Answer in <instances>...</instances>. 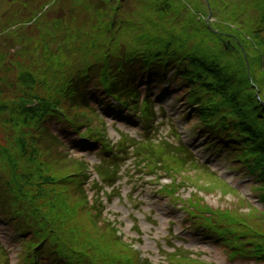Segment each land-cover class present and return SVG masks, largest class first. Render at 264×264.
Segmentation results:
<instances>
[{
    "label": "trees",
    "instance_id": "obj_1",
    "mask_svg": "<svg viewBox=\"0 0 264 264\" xmlns=\"http://www.w3.org/2000/svg\"><path fill=\"white\" fill-rule=\"evenodd\" d=\"M207 1L216 12L220 11L219 15L224 17V25L225 23L228 24V22H235V18L232 17L231 13L226 17L227 0ZM153 3L155 4L153 13L161 19L157 24L158 31L161 33H156L154 38L151 32L153 29L149 26L146 28L141 25L146 9ZM185 4L183 3L180 6L179 0H76L70 8L66 19L64 17L40 19L42 20L41 24H36L37 26L33 30L35 33L33 37L27 35L28 32L22 33V28L14 30L13 33L6 32L4 34V39L0 45V57L1 55H8L4 61H7L6 65L8 68L14 70L16 83H10L9 80H6V76L3 81H0V88L3 86L4 89L7 88L11 91V94L8 91H0V130L8 135H13L11 143L17 142L20 151L16 153L15 161L10 156L12 154L10 152L11 149L6 151L8 148L1 146L0 151L7 157L9 156L12 161L8 163L9 166L11 164L12 167L10 166V168L14 172L11 182L16 183L18 186L17 194H20L21 200L30 204V211L27 213L30 216L29 224L34 227L39 226L40 232L44 228L45 230L50 228L51 231H56L58 235H65L67 240L74 241L67 244L72 249H77L81 246L87 249L95 241L96 234L89 230L88 227L81 228L80 231L78 229L72 230L73 233L78 234V239L76 236L69 234L70 227L76 224L77 219H82L81 223H84L86 215L81 209L78 211L75 206L76 202L70 200L73 205L65 199L67 194L62 192L63 190H59L61 188H57L59 187L58 182H56L58 186L54 187L52 186L54 181L51 177L45 176L41 178L43 174L47 175L44 171V166L51 173L54 172V169L60 172L64 171L65 173L63 175L60 174L57 177L58 179H63L64 176L69 174L70 170L64 167L63 163L58 167L55 163L45 160V152L49 150L47 146L51 145V141L42 138L37 139L39 126L41 125V122L38 121L40 115L43 118L47 116L60 118L62 117L61 114L66 116V112L71 113L76 108L72 99L69 102L64 101V97L56 99L52 95L53 93L68 88L72 85L71 82L74 78L80 73L88 77H100L102 74H106L104 72L116 70L115 66L109 67V69L104 68L106 63L101 60L97 44H91V40L86 42L82 40V35L86 33V29L92 30L98 35L101 33L109 37L111 32L120 28L118 44L119 46H127L128 49L131 47L136 35L140 33L138 35L140 41L149 40L153 44L158 43V46L166 45L167 48L177 46L184 54H191L182 41L188 34V28L197 25L195 33L202 32V35L205 36L202 39L204 45L208 41L216 39V44L220 45V51L229 57L232 56L234 59L238 58L237 55H234L235 49L230 47L226 51L224 46L221 45L220 41L225 38L223 37L225 34L222 33L224 26L220 27L221 32H218V34L214 28H211L203 21L195 25L186 21L184 22L186 26L183 25L179 32L170 29L171 21L166 20L165 15L169 12H174V16L171 17L172 21L175 17H183L188 11L187 4L184 6ZM191 5L195 13L204 11L207 8L204 0H195ZM174 7L177 9L174 10ZM179 7H181V10H179ZM82 8L89 9V18L91 19L90 23L88 22L89 25L85 23L88 18L81 13ZM121 13L125 14L124 18L118 23L114 22L113 17L120 16ZM188 18L195 22V17L192 14ZM83 23H85V26ZM91 23H94V26ZM32 38L36 45L33 42L31 47L29 42ZM229 42H231L230 38ZM16 43L19 45L23 44L22 48L20 50L15 49L14 55L8 54ZM51 43L56 44L57 49L55 51H51L48 48ZM79 46L83 50V58L74 54ZM205 48L203 54L206 53L205 55L210 60L209 57L213 58L212 55H215V49L210 45ZM196 50L195 54L200 53V50ZM41 63L46 64L41 73L43 75L42 78L36 77L38 70L35 67V65H40ZM211 63L214 66H218L222 63V60L211 61ZM223 80L227 81L228 78L223 76ZM44 89H48V92L43 94L42 90ZM226 90L225 88L222 89L217 94V97L218 99L222 98L223 103H228L231 109H243L244 107L246 108L244 111L246 113L250 111L249 109H253V104H249L251 100L248 97L241 95V93L228 94ZM62 168L64 170H61ZM15 170H21L22 173L16 174ZM36 179L40 180V182ZM41 180H46L44 182H48L51 186L49 188L51 193H48L47 197L42 187L45 183H42ZM32 181L36 183L34 189L30 187ZM2 187L3 183L0 180V189ZM71 196L73 199L75 197L79 198L77 191H74Z\"/></svg>",
    "mask_w": 264,
    "mask_h": 264
},
{
    "label": "rangeland",
    "instance_id": "obj_2",
    "mask_svg": "<svg viewBox=\"0 0 264 264\" xmlns=\"http://www.w3.org/2000/svg\"><path fill=\"white\" fill-rule=\"evenodd\" d=\"M1 3L3 0H0ZM22 3V1L26 0H10V3L8 2L5 4V7L3 6L1 8V15L0 18H10L11 12L8 11L7 8L9 7H15V2ZM31 1V0H27ZM35 1L37 4L39 2H42L44 0H32ZM195 0H191L193 3ZM0 3V4H1ZM50 3V2H47ZM228 7L226 8V17L231 13L232 17L235 18L233 24L231 25V28L234 29V41L229 42L226 39V36L224 39H222L221 45L224 46V49L228 51V49L231 47L236 50L234 55H237L239 59L237 61L240 63V65L243 66V68L246 71V76H248L249 81L244 78L245 82L244 83H239L237 82V86L239 89H242L243 92H248L247 96L249 99L253 102L257 101V106L258 102H264V0H227ZM51 8V7H50ZM6 9V10H5ZM29 12L27 10H22L18 12V15L22 16H29ZM39 11H35L34 14H38ZM85 16V15H84ZM87 21L85 22L86 24L90 21L91 19L89 16L87 17ZM237 18V20H236ZM85 23L83 25L85 26ZM89 23L87 25H89ZM91 25L94 26V23H91ZM92 30L86 29V33L82 35V40L89 41L92 37ZM224 41V42H223ZM229 42V43H226ZM213 43H216V39L213 40ZM212 43V44H213ZM86 45V43H85ZM208 44H205V47L208 46ZM216 49L214 50L215 55L213 56L214 61L216 60H225L228 64V66H234L237 67V63L233 61L232 56L228 57L226 56L222 51L219 49V45L214 44ZM204 46L203 48L206 49ZM241 67V66H239ZM253 73V75H252ZM232 75V73L230 74ZM235 76V75H234ZM233 77V76H232ZM231 77V78H232ZM236 77V76H235ZM235 77L233 80L235 81ZM237 78V77H236ZM243 82V80H242ZM260 110V108H257ZM109 132H112L110 129ZM13 135H8L5 132H2L0 130V147L5 146L8 148L10 152H12V160L15 161V155L17 152L20 151L19 144L16 143H11L13 141ZM18 149V150H16ZM24 151V150H22ZM24 153V152H23ZM11 156V155H10ZM11 163V159H9V156L7 157L0 151V162H3L7 165L8 169L10 168L9 164L7 162ZM12 167V166H11ZM11 169V168H10ZM53 170V169H52ZM61 170H64L63 168ZM44 171L47 173V175L43 174L41 178L45 176L51 177V179L54 181L52 182V186L57 187L56 185V179L57 177L61 174L63 175V172H60L57 169H54V172H50L46 166H44ZM5 172L8 173V170L6 169ZM21 170L16 171V174H19ZM22 173V172H21ZM14 175V172H13ZM229 180H233V182L238 181V183H241L243 180L238 179L235 176H227ZM38 182L40 180L36 179ZM46 180H41L42 183H45L44 186H42L43 192H45V196H48V193H51L49 188L51 187L48 182H44ZM208 183L209 181L206 180ZM196 182L202 186L204 192H206L208 195L207 196V201L210 202L212 205H218L219 203H222V205H231L233 206L230 210V215H233L235 217H239L243 220V224H249L250 226H253L255 229L258 231H261L264 233V217L260 215V212L257 211V208L251 207L249 205H245L244 202L242 201V197L240 195H234L232 193H226L221 187H218V185H212V184H207L205 181H199L196 180ZM200 182V183H199ZM35 181L31 182L30 187L32 189L35 188ZM241 191L243 194L246 196H249L251 201H255L256 199L251 197V192L249 187L246 185H242ZM204 192L202 195H204ZM239 199V200H238ZM229 201L224 204V201ZM239 204L241 206V209H237V205ZM116 211L127 214L126 207L123 203L118 202V204L115 205ZM168 210L164 208V206L161 204H158L154 201H146L145 205L140 208L139 215L141 214L144 216V214L152 212L156 218V220L159 221L160 227L157 229H150L147 223H141L142 228L145 231V234L143 235V248L146 249L149 252H155L156 251V243L160 242L163 243V237L166 235V219H165V212Z\"/></svg>",
    "mask_w": 264,
    "mask_h": 264
}]
</instances>
